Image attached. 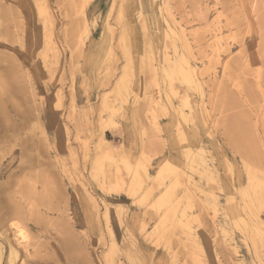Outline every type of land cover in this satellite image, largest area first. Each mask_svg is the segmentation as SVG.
Wrapping results in <instances>:
<instances>
[{
  "label": "rangeland",
  "instance_id": "rangeland-1",
  "mask_svg": "<svg viewBox=\"0 0 264 264\" xmlns=\"http://www.w3.org/2000/svg\"><path fill=\"white\" fill-rule=\"evenodd\" d=\"M263 190L264 0H0L10 264H264Z\"/></svg>",
  "mask_w": 264,
  "mask_h": 264
},
{
  "label": "bare ground",
  "instance_id": "bare-ground-1",
  "mask_svg": "<svg viewBox=\"0 0 264 264\" xmlns=\"http://www.w3.org/2000/svg\"><path fill=\"white\" fill-rule=\"evenodd\" d=\"M87 0H84V2H86ZM81 14H83V11L81 12ZM85 27H83L84 28V30H85V32H86V34H88L89 33V28L87 27V24L86 25H84ZM83 32V31H82ZM86 34H83V35H86ZM82 35V36H83ZM85 38H87L86 36H85ZM85 40V39H84ZM83 40V41H84ZM81 41H82V39H81ZM83 41L81 42V43H83ZM190 72V71H189ZM188 72V73H189ZM191 73V72H190ZM189 73V74H190ZM120 78V77H119ZM184 80V79H183ZM190 81V80H189ZM194 87H196V86H194ZM101 104H102V102H101ZM100 141L101 142H105V139L103 138V137H101L100 138ZM110 152V151H109ZM117 155H120V156H124L123 154H122V152H120L119 154H117ZM189 156V155H188ZM202 156V157H201ZM195 157H199V158H201L200 159V161L199 162H202L201 164H204V165H207L208 164V162H207V160H206V158L202 155V152H201V150L199 149L194 155H191L190 157H187V158H189L191 161H193V160H195ZM113 158V157H112ZM188 159V160H189ZM193 159V160H192ZM163 164V165H162ZM161 165L163 166H161L160 167V169H157V171H156V173L154 174V175H147V173L145 174V176H146V179L147 180H155V181H157L160 177V181L157 183V185H159L160 184V186H163L164 185V183H163V179H162V176H163V174H167L168 175V177H169V179L172 177V175H173V173L175 172V170L176 169H173V168H175V167H173L170 163H168V162H163ZM128 165V164H127ZM130 168H132V167H130ZM205 172H207V169H208V167L206 168V166H205ZM210 169L212 170V168L210 167ZM144 171H145V169H144ZM183 174V173H182ZM210 174V173H209ZM186 176L188 175V174H185ZM217 175V174H216ZM247 176H248V179L249 180H251V181H253V179L250 177V176H252V174L250 173V172H247ZM190 177V176H189ZM137 178H138V176H137ZM136 178V179H137ZM141 178V177H140ZM187 178V177H186ZM251 178V179H250ZM141 180V179H140ZM134 181H135V179H134ZM138 181V180H137ZM190 181V180H189ZM194 181V180H193ZM136 182V181H135ZM137 183V182H136ZM143 183V185H144V182H142ZM147 183V182H146ZM149 183V182H148ZM193 184V183H192ZM199 184V183H198ZM148 185V184H147ZM147 185H145V186H147ZM150 185V184H149ZM148 185V186H149ZM194 185V184H193ZM147 186V187H148ZM251 187H252V185H250ZM135 187V186H134ZM196 187V186H195ZM131 189V188H130ZM145 189V188H144ZM185 189V188H184ZM153 190V189H152ZM188 190V189H187ZM45 191V190H44ZM264 191V190H263ZM130 192H133L134 193V191H132V189L130 190ZM202 192V197H203V201L204 202H206V203H208V204H210V205H212V206H214L215 207V209H218V210H221V211H224L225 209H224V206H228L229 204H233V201L231 200V199H227L226 201H225V204H223V205H221L220 204V202H219V200H218V198L219 197H215L211 192H210V190L209 189H207V187L203 190V191H201ZM147 194H148V192H147ZM242 195L244 196V194L242 193ZM246 196V195H245ZM183 197H184V195H183ZM251 197V196H250ZM247 198V197H246ZM224 199V198H223ZM251 199V198H250ZM164 200V199H163ZM162 199H160L159 201H157V203H156V205H154V207L156 208V206H164V204H166L164 201H163ZM152 204V203H151ZM154 204V203H153ZM152 204V205H153ZM173 204V206L172 207H174L175 206V204H176V201L174 200V202L172 203ZM172 204H170V205H172ZM253 204V203H252ZM167 205V204H166ZM169 205V204H168ZM151 206V205H150ZM178 206V205H177ZM158 209V211H159V208H157ZM161 209V208H160ZM15 210H16V208H15ZM14 209H13V211H15ZM155 210V209H154ZM107 213H108V209L106 208V212H105V216H107ZM18 214V213H17ZM182 214V213H181ZM166 217V216H165ZM164 217V218H165ZM179 219H180V221H181V223H184V225L186 224L185 222H184V219H185V214H183V215H181L180 217H179ZM238 219V218H237ZM187 220V219H186ZM185 220V221H186ZM238 220H240L241 222H242V220L241 219H238ZM244 220V219H243ZM15 221V220H14ZM13 221V222H14ZM161 221H163V219L161 220ZM108 222V221H107ZM172 222V221H171ZM11 225V224H10ZM183 225V224H182ZM226 226V225H225ZM9 227V226H8ZM10 228V227H9ZM11 230H12V236L10 237V240L9 239H7L3 234H1L0 233V238L2 237L3 239H6V241H12V243H13V245L9 242H7V246H8V253L7 254H4L3 253V251H2V248L0 247V264H10V262H13L14 261V259L16 258V256H17V251H16V247L18 246H20V247H22L23 249H26V246H28V244H27V240H28V234L26 233V231H25V229L23 228V226H21L19 223H12V227H11ZM11 232V231H10ZM153 233H156L157 232V230L156 229H154L153 231H152ZM221 233H222V230H221ZM224 235V234H223ZM232 234H231V231H226L225 232V236L224 237H228V238H230L231 239V241H232ZM260 237V236H259ZM112 245V244H111ZM113 247V246H112ZM233 250L234 251H236V248L233 246ZM6 252V251H5ZM130 258V257H129ZM20 264H25V263H23V262H21Z\"/></svg>",
  "mask_w": 264,
  "mask_h": 264
}]
</instances>
